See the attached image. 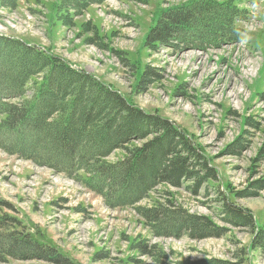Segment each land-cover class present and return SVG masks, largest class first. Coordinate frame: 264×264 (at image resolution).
Here are the masks:
<instances>
[{
	"label": "rangeland",
	"instance_id": "1",
	"mask_svg": "<svg viewBox=\"0 0 264 264\" xmlns=\"http://www.w3.org/2000/svg\"><path fill=\"white\" fill-rule=\"evenodd\" d=\"M198 1L203 0H98L78 10L64 7L69 0H0V36L56 56L128 103L167 119L215 174L197 192L188 180L180 186L162 182L134 205L111 207L90 188L89 172L66 175L18 157L5 145L12 136L2 131L0 218L77 264H159L141 254L140 245L156 246L164 262L216 258L264 264V246H251L254 232L264 226V185L258 183L264 179V0H232L244 9L232 25L237 38L194 46L148 42L165 12ZM44 72L35 73L23 96L13 100L32 98ZM4 118L0 114V126ZM126 154L116 148L102 161L114 163ZM226 202L248 209L253 227L224 221ZM155 204L205 216L224 233L201 239L153 235L137 208Z\"/></svg>",
	"mask_w": 264,
	"mask_h": 264
},
{
	"label": "trees",
	"instance_id": "2",
	"mask_svg": "<svg viewBox=\"0 0 264 264\" xmlns=\"http://www.w3.org/2000/svg\"><path fill=\"white\" fill-rule=\"evenodd\" d=\"M96 2L77 0L72 4L69 0L64 7L79 10ZM243 11L232 0L193 2L165 12L164 18L148 32V42L177 40L194 46L237 38L238 32L232 25ZM203 15L209 16L207 20L201 19ZM42 70L45 72L33 97L14 101L23 96L28 80ZM0 114H5L0 132L12 136V141L5 144L11 152L66 175L81 169L89 172L90 188L111 207L134 205L162 182L180 186L188 180L193 182V192H197L202 182L215 178L212 167L189 137L167 119L128 103L82 69H74L56 56L3 36H0ZM142 139L145 141L134 145L133 141ZM9 140L10 137H5L3 141ZM116 148L127 150L122 160L102 161ZM258 181L260 186L264 185V179ZM221 208L224 221L239 220V224L253 227L248 209L227 202ZM137 209L156 236L201 239L220 237L225 230L207 217L173 204ZM7 218H0L1 262L11 258L34 264H77ZM254 233L251 246L263 247L264 226ZM139 251L160 261L159 264H242L241 260L216 258L164 262L165 253L154 245H140Z\"/></svg>",
	"mask_w": 264,
	"mask_h": 264
}]
</instances>
